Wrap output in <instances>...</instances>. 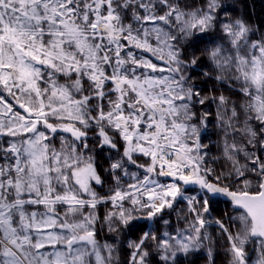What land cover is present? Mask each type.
<instances>
[{
    "label": "snow or ice",
    "instance_id": "snow-or-ice-1",
    "mask_svg": "<svg viewBox=\"0 0 264 264\" xmlns=\"http://www.w3.org/2000/svg\"><path fill=\"white\" fill-rule=\"evenodd\" d=\"M246 7L0 0V264H264Z\"/></svg>",
    "mask_w": 264,
    "mask_h": 264
},
{
    "label": "trees",
    "instance_id": "trees-1",
    "mask_svg": "<svg viewBox=\"0 0 264 264\" xmlns=\"http://www.w3.org/2000/svg\"><path fill=\"white\" fill-rule=\"evenodd\" d=\"M241 3L247 5L245 11L255 12L254 19H264V0H241Z\"/></svg>",
    "mask_w": 264,
    "mask_h": 264
}]
</instances>
